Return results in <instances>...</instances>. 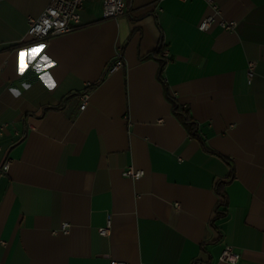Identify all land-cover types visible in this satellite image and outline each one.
<instances>
[{
  "label": "crops",
  "instance_id": "0c3cea01",
  "mask_svg": "<svg viewBox=\"0 0 264 264\" xmlns=\"http://www.w3.org/2000/svg\"><path fill=\"white\" fill-rule=\"evenodd\" d=\"M125 1L41 44L51 0H0V264H264V0Z\"/></svg>",
  "mask_w": 264,
  "mask_h": 264
},
{
  "label": "built area",
  "instance_id": "2783aa9c",
  "mask_svg": "<svg viewBox=\"0 0 264 264\" xmlns=\"http://www.w3.org/2000/svg\"><path fill=\"white\" fill-rule=\"evenodd\" d=\"M85 1H97V0H51L49 5L43 10L38 17H29L28 24V36L34 43H46L48 40L55 36L69 33L77 28L80 20V9ZM102 3L103 18H117L125 13V1L124 0H98ZM206 2L212 7L214 13L217 12V6L214 0H206ZM215 22L214 16H208L203 19L199 25L200 30H204L210 27ZM218 25L227 31L234 30L236 22L224 21L218 22ZM164 58L168 57L167 52L163 54ZM122 66V54L120 50L114 58L111 70H116ZM32 67V65H31ZM81 106L83 110L88 102V95L84 93L80 97ZM9 169V163L5 162L1 168L0 173H5ZM122 175L131 179H139L143 176L142 171H136L133 168H127L123 171ZM110 223L107 222V227L100 230L101 235H106L109 230ZM67 224H63L61 231H67ZM239 260V255L233 251L231 246H225L220 261L227 262L229 264H236ZM110 264H127L125 262L112 261Z\"/></svg>",
  "mask_w": 264,
  "mask_h": 264
},
{
  "label": "trees",
  "instance_id": "16d2710c",
  "mask_svg": "<svg viewBox=\"0 0 264 264\" xmlns=\"http://www.w3.org/2000/svg\"><path fill=\"white\" fill-rule=\"evenodd\" d=\"M125 1V0H124ZM126 1H125V8H126ZM153 56L157 57V53L153 54ZM93 86L89 87V89H92ZM172 103L173 112L184 124L185 128L187 129L188 133L192 137L199 138L197 126L193 122V120L189 117L188 112L186 110H183L178 103L169 97ZM232 179V176L226 180H221L217 182L215 191L218 197L217 203L214 208V216H213V222H216L220 219H223L226 216V207H227V199L226 194L224 192V187L227 185L228 182Z\"/></svg>",
  "mask_w": 264,
  "mask_h": 264
},
{
  "label": "snow or ice",
  "instance_id": "6c2138e0",
  "mask_svg": "<svg viewBox=\"0 0 264 264\" xmlns=\"http://www.w3.org/2000/svg\"><path fill=\"white\" fill-rule=\"evenodd\" d=\"M40 51H42V49H33L32 50V54L33 55H36V54H38V52H40ZM22 56L24 55L23 53L21 54ZM51 86V85H50Z\"/></svg>",
  "mask_w": 264,
  "mask_h": 264
},
{
  "label": "clouds",
  "instance_id": "9594fccd",
  "mask_svg": "<svg viewBox=\"0 0 264 264\" xmlns=\"http://www.w3.org/2000/svg\"><path fill=\"white\" fill-rule=\"evenodd\" d=\"M51 87V86H50ZM13 91V94L14 95H19V93L18 92H16L15 90H12Z\"/></svg>",
  "mask_w": 264,
  "mask_h": 264
}]
</instances>
